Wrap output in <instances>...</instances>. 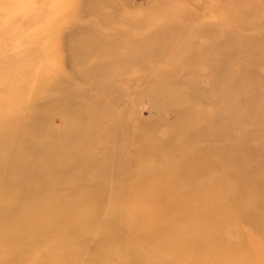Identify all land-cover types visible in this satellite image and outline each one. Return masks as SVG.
I'll list each match as a JSON object with an SVG mask.
<instances>
[{
	"label": "rangeland",
	"instance_id": "rangeland-1",
	"mask_svg": "<svg viewBox=\"0 0 264 264\" xmlns=\"http://www.w3.org/2000/svg\"><path fill=\"white\" fill-rule=\"evenodd\" d=\"M244 146L264 0H0V264H264Z\"/></svg>",
	"mask_w": 264,
	"mask_h": 264
},
{
	"label": "bare ground",
	"instance_id": "bare-ground-1",
	"mask_svg": "<svg viewBox=\"0 0 264 264\" xmlns=\"http://www.w3.org/2000/svg\"><path fill=\"white\" fill-rule=\"evenodd\" d=\"M189 138H190V136H189ZM243 148H244L243 152H244V154L246 156L244 158L241 157V159H237V163L240 162V165L238 167H236V168H238L239 172L237 171V173H234L235 180H237V181H236V185H235L234 182L231 183V185L232 184L235 185V187H234L235 190L233 192L234 195H232L233 197L230 195V198L232 197L233 199L237 200L238 202H242V200H243L244 201V205L242 207L236 206L237 209H233L234 206H230V207L228 206L227 208H229V209L225 208V205L223 207L229 213H231L232 210L239 211V212L240 211H244L242 216L240 217V219H237V218H233L232 219V224H231L232 227L233 226L236 227L240 223H243V224L247 223V224L254 225L258 221H260V216L262 217V219L264 218V204L259 205L260 202L264 201V191H263L264 190V179L258 178L259 173L261 171H264V157H261L259 155L258 151H254L253 149L248 148V146H246V147L244 146ZM216 151H219V150L216 149ZM221 153L225 154V152H221ZM237 155H240V154H235V156H237ZM247 162H252L254 165H257V166L255 168L253 167L252 170L251 169L246 170L247 169L246 168L244 170V172L241 173V170L244 167V164L247 163ZM29 172L33 173L34 171H32V169H31ZM37 176H40V175H37ZM253 176H255V179L253 178ZM243 178H246V179H243ZM35 179L36 178L34 177V181H35ZM232 180H233V177H232V179L230 181H232ZM34 181L31 182V183H22L20 181L18 183H14V184L10 183L7 186L9 188H10V185H11V187L15 186V187H19V188H27V189H29L31 187H34L33 186ZM218 183L220 185L224 184V182H218ZM226 188H228V187H226ZM229 188H230V182H229ZM229 188L225 189L223 191L224 192H226V191L228 192ZM217 192H219V191H217ZM224 192H223V197H222L221 200H219V202L225 203L227 205V203H229L230 198H229V196H227V193L225 194ZM194 200H196V198ZM210 200L211 199H209V201ZM198 201H200V200H198ZM198 201H194L193 202V211L195 210V207L197 209V202ZM194 203H195V206H194ZM249 205L253 206L255 210L251 209V207ZM221 209H219V210H221ZM195 212H196V210H195ZM221 213L223 214L222 211H221ZM205 218L209 219L208 216L207 217L203 216V218H199V219H201L200 220L201 227H200V234H199L200 239L198 238V241L203 240V241L200 242V245H205L204 244L205 234H204V232L202 230V225H205V222L208 221V220L205 221ZM215 224L216 223H213V227L217 228V226ZM215 231H216V233H220L221 232L220 229L219 230H215ZM114 232H116V231H114ZM201 250H202V248L199 249V255L197 256V259L195 260L193 258V260H195V261H193V264H202V262H201L202 253H200ZM191 255L193 256V254H191ZM194 257L196 258V255ZM145 261H147V260H145Z\"/></svg>",
	"mask_w": 264,
	"mask_h": 264
}]
</instances>
